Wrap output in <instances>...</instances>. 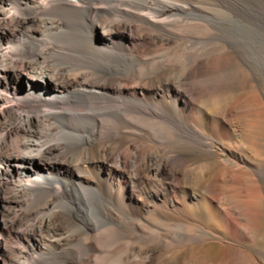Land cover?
<instances>
[{"label": "bare ground", "instance_id": "6f19581e", "mask_svg": "<svg viewBox=\"0 0 264 264\" xmlns=\"http://www.w3.org/2000/svg\"><path fill=\"white\" fill-rule=\"evenodd\" d=\"M191 1L0 0V264H42L54 251L71 264H153L158 249L171 254L173 243L160 245L158 231L157 239L136 244L148 236L147 219L121 233L123 217L136 204L159 211L147 201L171 208L158 189L177 193L193 171L181 151L143 153L129 137H149L143 126H153L168 143L158 111L180 118L191 109L184 89L194 74L204 78L195 91L206 98L230 77L248 79L232 100L205 103L201 117L205 127L217 123L236 132L258 157L256 173H264V87L250 75L264 70V0H217L215 10ZM81 20L89 24L86 39L65 31ZM133 22L140 24L137 37ZM187 28L201 33L200 45ZM146 30L161 48H147ZM235 36L254 45L242 64L233 57L244 47ZM185 41V50L173 45ZM121 154L134 175L131 184L143 161L173 183L154 179L139 196L127 181L115 187L118 169L109 163L121 165ZM234 182L236 207L219 200L220 213L235 230L232 264H248L253 226L264 219V186L253 178ZM96 193L110 202L118 193L122 207L95 213ZM179 221V242H202L201 233L191 235Z\"/></svg>", "mask_w": 264, "mask_h": 264}, {"label": "rangeland", "instance_id": "374dc122", "mask_svg": "<svg viewBox=\"0 0 264 264\" xmlns=\"http://www.w3.org/2000/svg\"><path fill=\"white\" fill-rule=\"evenodd\" d=\"M191 2L192 5L194 4L198 8L206 6L210 7L212 10L217 9V0H192ZM205 3H207V5H205ZM135 7L138 8L139 5H135ZM87 24L88 22L84 23V21L82 22L81 20L78 24L73 23L71 25L72 27L66 26L65 31L70 32V34H80L83 39H86V37L90 35L89 31H87L89 29V24L88 26ZM139 25V23L133 22L134 28L131 36L137 37L138 32L135 26ZM225 25L228 28L231 27L230 23H225ZM187 29L189 30V34H192L191 40L193 44L200 45L202 43L200 39L201 33L194 28ZM148 31L149 30H146L148 34L145 31L141 33L143 36L146 35L147 48H161V44L155 42L154 34ZM176 31L180 32L179 30ZM155 35L159 36L160 34L156 33ZM235 38L240 41L244 47L242 50L237 49L236 52L233 53V57L236 58L239 64H242V61L247 59L248 52L254 51V45L240 36H235ZM175 44H173L174 47L176 46L179 51L185 50L186 46H188L186 41L181 44ZM183 63V61L179 63V66L182 67ZM250 75L252 77V84L259 87L260 82V86L264 87L263 69L260 71L257 70ZM254 75L258 77V79L254 78ZM247 80L248 79L244 75L227 79L225 85L221 87L222 90H226V95H218L221 88L215 87L214 82V85L212 84L214 86L212 91L215 94L206 98L202 97L201 94L197 95L195 91L203 85L204 78L198 74H194L184 89V92L187 94L192 104L191 109L182 112L180 118L175 117L164 107L158 111L164 118H156V120L161 123L163 122L164 132L168 129L167 132L171 135V140L168 143H165L164 138L153 126V128L151 126H143L144 130L149 134V137L143 136L142 133L134 137H129V140H134L135 144L143 153L158 151V148L181 151L185 155L184 166L188 170L193 171L190 178L191 181L189 182L190 184L180 185L177 193L166 191L165 186L158 189L166 194L167 200L171 202V208L167 209L164 207L165 205L163 202L155 204L147 201V204L159 207V213L154 211V207L151 210H143L140 208V205L136 204V207H129L130 215L127 216L125 214L123 217L122 222L124 227H121V233L124 235L129 233L134 224L144 223L143 219L149 221L150 226H147V228L145 227L148 236L146 234L147 237H145V239L136 243L138 246H142L141 244L145 242H151L157 239L155 234L157 231L162 235L160 245H167V242L173 243V252L169 255L162 256L158 249L156 256H154L153 264H232L235 259L236 255L232 247L235 244L233 241L235 230L231 224L228 225V223L223 221L220 213L219 200L225 201L226 203L233 202L231 206L235 208L234 180L236 177H240L247 181H250L251 178L257 179V181L260 182L259 185L261 184L264 186V173H256L255 169L258 166V157L246 143L238 138L236 132L227 131L217 123H214L213 126L205 127L206 124L201 114L207 109L205 108V103L215 106L222 101L232 100L242 92V89L246 88ZM131 151L132 150H129V152ZM124 159L125 156L121 154L120 160L122 162L118 167L111 162L109 163L110 166H114L118 169L115 187L116 185L119 186L120 183L124 186L126 181L128 184H131V180L134 178V175L130 173L132 172L130 164H128V162L125 163ZM262 171L264 172V167ZM202 172L203 174L201 176L200 174ZM153 180L157 182L161 180L168 184L173 183L172 179L163 180L161 177L154 176L149 172L148 164L143 161L141 176L131 184L134 188L135 195L139 196L146 186L152 184ZM115 195L114 200L110 202L108 199L96 193L91 200L94 205L93 211L95 213H100L106 208L113 211L120 209L122 207L120 201L122 200L121 198L119 199L120 196L118 193H115ZM184 202H186V204H184ZM162 214H164L165 217H170V219L163 220L161 217ZM179 220H182V222L186 224L191 235L196 231L199 234L201 233L203 235L202 242H196L192 238L191 241L188 242H179L178 234L181 232ZM253 228L256 232V236L253 240L249 241L248 245L250 249L247 250L244 257L248 264H264V219L261 222L255 223ZM235 238H237V236ZM128 241V239L123 240V242ZM143 251L146 252V249H143ZM49 253L51 258L48 257L49 259L47 260ZM46 254L47 255L41 258L42 264H48L47 261H51L49 264H71V261L66 258V255L63 257L59 251L48 252ZM95 254L97 255V253ZM77 255L78 254H74L73 257L77 258Z\"/></svg>", "mask_w": 264, "mask_h": 264}]
</instances>
